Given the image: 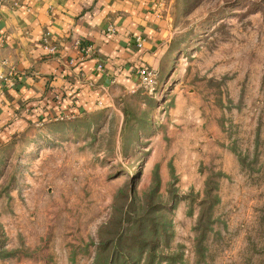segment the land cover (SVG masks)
I'll use <instances>...</instances> for the list:
<instances>
[{
	"label": "rangeland",
	"instance_id": "1",
	"mask_svg": "<svg viewBox=\"0 0 264 264\" xmlns=\"http://www.w3.org/2000/svg\"><path fill=\"white\" fill-rule=\"evenodd\" d=\"M159 1L154 93L0 151V264H264V0Z\"/></svg>",
	"mask_w": 264,
	"mask_h": 264
},
{
	"label": "crops",
	"instance_id": "2",
	"mask_svg": "<svg viewBox=\"0 0 264 264\" xmlns=\"http://www.w3.org/2000/svg\"><path fill=\"white\" fill-rule=\"evenodd\" d=\"M159 2L0 0V151L34 126L109 107L138 87V66L165 65Z\"/></svg>",
	"mask_w": 264,
	"mask_h": 264
},
{
	"label": "built area",
	"instance_id": "3",
	"mask_svg": "<svg viewBox=\"0 0 264 264\" xmlns=\"http://www.w3.org/2000/svg\"><path fill=\"white\" fill-rule=\"evenodd\" d=\"M107 31L108 32H114V28L109 25L107 27ZM142 38L137 36L135 37V43L137 45H141L142 44ZM50 51H52V48L49 49ZM82 50H83V55H90L92 53V46L91 45H83L82 46ZM136 73L138 76V87H142L144 88L147 92L149 93H154L156 90V85H157V70L146 66V65H140L136 68ZM66 119H68L67 116H64ZM60 119H63V117H60Z\"/></svg>",
	"mask_w": 264,
	"mask_h": 264
},
{
	"label": "trees",
	"instance_id": "4",
	"mask_svg": "<svg viewBox=\"0 0 264 264\" xmlns=\"http://www.w3.org/2000/svg\"><path fill=\"white\" fill-rule=\"evenodd\" d=\"M115 252V251H114ZM117 253V252H116ZM120 253V252H119ZM114 254V253H113ZM125 257H128V255L127 254H125ZM110 264H113V262H110Z\"/></svg>",
	"mask_w": 264,
	"mask_h": 264
}]
</instances>
